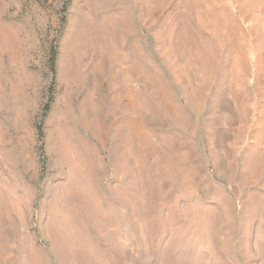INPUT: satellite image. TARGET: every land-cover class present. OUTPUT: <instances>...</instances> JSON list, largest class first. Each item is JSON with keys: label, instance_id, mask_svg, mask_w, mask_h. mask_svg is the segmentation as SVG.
<instances>
[{"label": "rangeland", "instance_id": "obj_1", "mask_svg": "<svg viewBox=\"0 0 264 264\" xmlns=\"http://www.w3.org/2000/svg\"><path fill=\"white\" fill-rule=\"evenodd\" d=\"M0 264H264V0H0Z\"/></svg>", "mask_w": 264, "mask_h": 264}, {"label": "trees", "instance_id": "obj_2", "mask_svg": "<svg viewBox=\"0 0 264 264\" xmlns=\"http://www.w3.org/2000/svg\"><path fill=\"white\" fill-rule=\"evenodd\" d=\"M54 59H55V55H54V53H53L52 58H51V62H52V63L54 62Z\"/></svg>", "mask_w": 264, "mask_h": 264}]
</instances>
